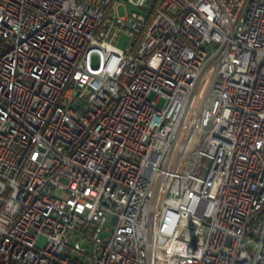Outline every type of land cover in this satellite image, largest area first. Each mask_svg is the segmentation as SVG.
Returning a JSON list of instances; mask_svg holds the SVG:
<instances>
[{"label":"built area","instance_id":"2783aa9c","mask_svg":"<svg viewBox=\"0 0 264 264\" xmlns=\"http://www.w3.org/2000/svg\"><path fill=\"white\" fill-rule=\"evenodd\" d=\"M0 264H264V0H0Z\"/></svg>","mask_w":264,"mask_h":264},{"label":"rangeland","instance_id":"374dc122","mask_svg":"<svg viewBox=\"0 0 264 264\" xmlns=\"http://www.w3.org/2000/svg\"><path fill=\"white\" fill-rule=\"evenodd\" d=\"M131 12H139V10L131 7V6H127L126 8L120 6L118 9H117V14L119 16H122V15H125V13H128L130 14ZM129 38L128 36L126 35H121L119 38H117L115 40V42L113 43L117 48L119 49H125L126 48V45H127V42H128ZM162 104V100L159 102V105ZM62 183H64V181H61ZM54 195L56 197H60V198H65V194L63 193H60V192H55ZM44 243V238L43 237H40L39 240H38V243H37V246L38 247H41Z\"/></svg>","mask_w":264,"mask_h":264},{"label":"bare ground","instance_id":"6f19581e","mask_svg":"<svg viewBox=\"0 0 264 264\" xmlns=\"http://www.w3.org/2000/svg\"><path fill=\"white\" fill-rule=\"evenodd\" d=\"M219 148H226V140H219ZM220 186V177L204 178V187L218 188Z\"/></svg>","mask_w":264,"mask_h":264},{"label":"trees","instance_id":"16d2710c","mask_svg":"<svg viewBox=\"0 0 264 264\" xmlns=\"http://www.w3.org/2000/svg\"><path fill=\"white\" fill-rule=\"evenodd\" d=\"M153 8V6L151 7V9ZM152 11V10H151Z\"/></svg>","mask_w":264,"mask_h":264}]
</instances>
